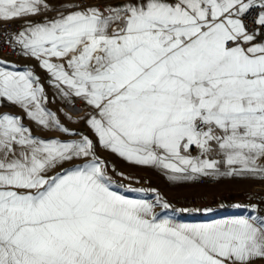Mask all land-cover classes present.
<instances>
[{
    "label": "snow or ice",
    "instance_id": "obj_1",
    "mask_svg": "<svg viewBox=\"0 0 264 264\" xmlns=\"http://www.w3.org/2000/svg\"><path fill=\"white\" fill-rule=\"evenodd\" d=\"M16 20L0 49L36 65L0 59V105L23 113L0 112V264H264L258 205L177 220L213 209L130 198L97 155L174 182L264 179V0H0ZM36 67L91 136L48 109Z\"/></svg>",
    "mask_w": 264,
    "mask_h": 264
},
{
    "label": "rangeland",
    "instance_id": "obj_2",
    "mask_svg": "<svg viewBox=\"0 0 264 264\" xmlns=\"http://www.w3.org/2000/svg\"><path fill=\"white\" fill-rule=\"evenodd\" d=\"M0 59L3 58L0 56ZM11 62H14L21 67L36 65L34 60H23L21 57L18 60H12ZM35 71L36 74L41 77V83L44 84V87L47 91L49 97V103L47 105L48 109L52 112H56L62 123H64L69 129L91 136V132L87 129L84 123H74L69 121L63 114L67 112L72 115L73 121L79 120L80 117L84 116L87 111L83 103L76 101L74 104H69L60 97L54 87L50 86L46 82L45 74L38 67L35 68ZM0 112H10L17 115H23L20 109L14 106H7L6 102L0 105ZM24 122L25 124L33 127L35 135L41 137H52L61 140H70L76 138L67 136L56 130L38 129L35 125L30 124L26 117ZM195 154L196 153L194 150L193 155ZM97 155L106 162L108 166V175L112 178L114 183L117 185H124V188H117L116 190L123 192V194L129 196L130 198L154 200L158 195L163 198V200L171 204L173 209L185 207L201 210L205 208L213 209L212 213H204L201 211L199 213L189 214L176 213L169 210L167 212L169 217H174L175 219L181 221L193 222L195 220H205L207 218L218 219L223 216L247 214V211L244 207H233L227 211H223L219 208V199L224 195L232 193L222 189L219 178H217V182L212 186H202L194 184L193 182L185 181L174 182L169 180L168 174L160 168L130 164L118 156L100 149L99 147L97 148ZM119 173H123V178L119 175ZM252 187L253 188L249 191H242L238 192L237 194L243 196V198L246 200L264 197L262 194V192H264L263 190L254 188L258 187V183H254ZM129 188L143 191H127ZM157 211L160 212L161 216L165 215V213L161 212V210L157 209Z\"/></svg>",
    "mask_w": 264,
    "mask_h": 264
},
{
    "label": "crops",
    "instance_id": "obj_3",
    "mask_svg": "<svg viewBox=\"0 0 264 264\" xmlns=\"http://www.w3.org/2000/svg\"><path fill=\"white\" fill-rule=\"evenodd\" d=\"M19 22L22 23V21H19ZM22 59L26 60V58H22ZM7 60H10V59H7ZM12 60L15 61L18 59H11V61ZM219 182L223 190L232 192V193H229L228 195L222 196L219 199L218 204L220 205L219 208L221 210L223 211L230 210L234 207V205L239 204V203L240 205L242 204L245 206H251L252 204H256L258 205V213L260 215H264V197H259L253 200H246L243 198V196L237 194L238 192L251 190L253 188L252 187L253 184L258 183V179H238V178L219 177ZM254 188H258V187H254ZM262 194L264 195V192H262Z\"/></svg>",
    "mask_w": 264,
    "mask_h": 264
},
{
    "label": "built area",
    "instance_id": "obj_4",
    "mask_svg": "<svg viewBox=\"0 0 264 264\" xmlns=\"http://www.w3.org/2000/svg\"><path fill=\"white\" fill-rule=\"evenodd\" d=\"M20 24L21 23L17 20L13 22H0V37H2L7 33L17 30ZM0 44H2V41H0ZM0 56L3 57L4 59H10V60L20 58V56L15 51H12L7 47H3L2 49H0ZM216 182H217V178L203 177L193 183L202 186H212ZM258 183H259L258 188L264 191V179H258Z\"/></svg>",
    "mask_w": 264,
    "mask_h": 264
}]
</instances>
